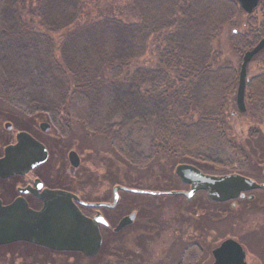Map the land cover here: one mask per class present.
<instances>
[{"label": "trees", "instance_id": "trees-1", "mask_svg": "<svg viewBox=\"0 0 264 264\" xmlns=\"http://www.w3.org/2000/svg\"><path fill=\"white\" fill-rule=\"evenodd\" d=\"M131 1L133 21L104 16L79 25L82 0H0L2 119L25 117L33 124L44 119L60 135L80 126L107 139L112 154L137 169L165 158L172 171L178 163H189L205 173L209 167L210 174L252 178L244 170L253 160L251 167L264 164L261 130L248 131L254 141L247 142L251 154L227 136L238 71L213 49L231 24L230 6H203L204 0ZM260 19L256 30L229 38L233 54L242 55L264 36V11ZM57 33L60 39L53 37ZM151 37L160 38L156 66L133 67ZM245 104L243 113L256 109L264 121V69L247 80ZM134 132L146 138V153L132 142ZM216 148L223 158L211 154ZM124 249L112 253V261L95 260L101 247L91 258L65 254L94 264H125Z\"/></svg>", "mask_w": 264, "mask_h": 264}, {"label": "rangeland", "instance_id": "rangeland-1", "mask_svg": "<svg viewBox=\"0 0 264 264\" xmlns=\"http://www.w3.org/2000/svg\"><path fill=\"white\" fill-rule=\"evenodd\" d=\"M204 2L203 6H230L228 16L233 15L231 24L222 29V33L213 42V49L220 51L221 60L228 61L237 74L242 55L233 54L228 40L235 34L236 36L246 35L251 28L254 30L258 28L264 11L262 9L264 0H260L258 6L250 14L244 13L235 0H204ZM82 6L83 11L79 25L104 16H113L125 22L133 21L135 18L131 0H82ZM252 19H256L255 25L250 23ZM53 37L61 38L60 33L54 34ZM159 42L160 38L151 37L148 39L143 56L133 61L132 66L142 67L144 70L153 69L158 60L155 47L159 45ZM263 69L264 51L247 65V80ZM235 91L236 87L233 94L234 99ZM0 109H5L1 103ZM235 110L237 109L234 103L231 111L228 112L232 117L227 119L226 134L229 138L240 142L245 151L251 154L250 144H247L248 141H251L248 131L251 127L259 128L264 141V121H261V115L256 109L243 114L236 111L237 113L232 115L231 113ZM6 121L9 120L2 119V115H0V153L3 144L13 140L15 129L27 127L38 133V124L49 123L47 120L41 119L33 124L24 117L20 119V122L9 121L13 129L8 131L3 128ZM38 136L41 135L38 134ZM61 136L63 137L61 141L65 142L66 150L75 148L79 151L83 166L89 171L87 176H84L79 182L66 181V183H69L72 189L86 198L108 196L109 188L116 183L155 191L185 190L173 174L171 169L173 164L171 165V162L165 158H158L148 169H137L129 167L125 162L116 158L112 154L107 139L89 135L80 126L74 125L71 134ZM131 138L132 142L139 145L138 149L146 153L148 145L143 133L134 132ZM251 142L253 145L254 141ZM220 150L216 148L211 151V154L219 156L218 158L221 159L223 156L219 152ZM253 157L255 156L253 155ZM260 160L264 162V160ZM253 161L255 162V160ZM253 161L249 162V166H246L244 171L248 172L253 180L264 183V164L257 169L251 167ZM207 168L206 173H214L211 171L213 169ZM60 181L55 178L46 180L49 185L57 186L61 184ZM252 194L254 200L250 212L240 209L230 211L225 208V214L215 218L211 212H216L217 205L208 202L209 200H206L201 191L196 192L190 199L181 195L152 196L119 191L117 206L112 210H106V217L111 228L122 216L131 211L136 213V217L128 228L118 232L112 230L103 232L100 256L98 255L95 260L105 258L112 261V253L117 252L119 247H124L126 252H123L124 258L121 261H124L125 264L130 261L131 264H174L182 256L186 231L190 229L196 231L207 226L223 228L217 241L210 247L217 245L218 240L222 237L232 234L237 236L242 232L250 233L251 235L247 237L246 241L253 245L256 258L264 259V189H255ZM14 253L17 254L16 257H13ZM185 256L189 257V253L184 252V259ZM94 262L80 255L49 253L21 244L0 246V264H94Z\"/></svg>", "mask_w": 264, "mask_h": 264}, {"label": "water", "instance_id": "water-1", "mask_svg": "<svg viewBox=\"0 0 264 264\" xmlns=\"http://www.w3.org/2000/svg\"><path fill=\"white\" fill-rule=\"evenodd\" d=\"M236 1L246 14H250L258 3V0ZM263 47L264 36L241 56L235 91V107L238 112L243 113L245 111L247 65ZM3 127L5 130H10V122L6 121ZM39 128L41 131H46L49 125L46 122H41ZM46 158L47 151L41 143L29 133L18 131L15 134V143L3 147V153L0 157V178L24 174L43 163ZM68 161L72 167L78 166V156L74 151L68 153ZM174 174L182 184L188 185V190L161 192L114 185L110 203L81 202V204L113 208L118 201V191L152 196L161 194L181 195L186 199H190L198 191H203L208 200L222 203L238 197L242 198L245 192L264 189V183H258L245 175L239 173L208 174L189 163L176 164ZM41 199L43 203L39 211L29 209L21 198L7 205L0 203V245L26 242L58 252H78L88 258L98 253L102 243L99 224L107 225L100 212L97 211L91 218L86 217L72 201L75 199L79 202L78 198L65 191L45 190ZM134 217L135 212L121 217L113 227V231L118 232L131 224ZM228 249L236 253V262L242 261L243 252L240 246L232 239H226L213 250V264H227L229 259L223 253ZM231 259L234 258L231 257Z\"/></svg>", "mask_w": 264, "mask_h": 264}, {"label": "flooded vegetation", "instance_id": "flooded-vegetation-1", "mask_svg": "<svg viewBox=\"0 0 264 264\" xmlns=\"http://www.w3.org/2000/svg\"><path fill=\"white\" fill-rule=\"evenodd\" d=\"M259 3L260 0H258L257 6ZM48 125L49 128L46 131H41L38 124V130H39L38 133L23 129H15L13 140L11 139L7 144H5L8 145L15 143V134L18 131H25L45 147L47 151V158L43 163L33 167L24 174H16L3 179L0 178V203L1 205H7L12 203L16 199L21 198L22 200L25 201L29 209L33 211H39L42 208V203H43L41 196L45 190H60V191L69 192L78 198L79 202L76 201L75 199H72V201L81 211V213L86 217L88 218L93 217L97 211L101 213L102 217L107 222V225L99 224V231L101 234V238H103L104 231H110V230L113 231V228H111V224L109 223L106 217V210L114 209L118 203H116V205L113 208H107L104 206H100V207L85 206L82 205L81 202L110 203L112 201L113 186L121 185V184L120 183L113 184L109 188L108 196L102 198L89 199L78 194L74 189L70 187L69 183H66V181L67 182L69 181L71 183L79 182L84 176L85 177L87 176V173L89 171L83 166L79 151H77L75 148H70L66 150V147H64L65 142L61 141L63 140V137L59 133L51 131V124L48 123ZM12 129L13 127L11 125L10 130ZM38 134H40L41 136H38ZM5 145L3 144V147ZM70 151H74L78 156L79 164L75 168L72 167L68 161V153ZM2 153H3V148L0 153V157L2 156ZM53 178H55L56 180L60 179L61 184H59L58 186L49 185L46 182V180ZM177 181L179 182L180 185H182L185 188V190H188V185L182 184L178 180V178ZM252 192H254V190L245 192L242 198L238 197L236 199L222 203L210 201L211 203L217 205L216 212L213 211L211 212L212 216L215 218L216 217L219 218L220 215H224L225 208H227V210L229 209L230 211H234L235 209L236 210L240 209L243 211L250 212L251 209L253 208L252 201L254 200V195L252 194ZM118 196H119V191H118ZM204 196L206 198L205 194ZM6 198L7 201H5ZM135 217H136V213H135ZM128 226L129 225H127L122 229L128 228ZM218 228L219 227L217 226L214 227L207 226V227H202L196 231L195 230L192 231L191 229L189 231H186L185 234L186 242H184L183 244V250L186 251V253L187 252L189 253V257H186L185 259L180 258L179 260L175 261L174 264H213L214 263L213 250L216 249L226 239H232L233 241H235L240 246L243 252L242 261L240 260L239 262H236L235 260L236 253L234 251H231V249H228L225 253H223V255L228 257L229 259L227 264H238V263L264 264V259H261L259 257L256 258L253 245H250V243L246 241L247 237L251 235L250 233L242 232L237 236L232 234L227 237H222L218 240L219 242L217 245L210 247L213 243H215V241H217L218 236L221 235L220 232L223 228H219V229ZM17 243L19 244L23 243L22 245L30 246L38 250L39 249L44 250L49 253H58V254L65 253V252L53 251L45 247L26 243V242H16V243L14 242V244L18 245ZM16 256L17 254L14 253L13 257ZM231 257H233L234 259H231Z\"/></svg>", "mask_w": 264, "mask_h": 264}]
</instances>
